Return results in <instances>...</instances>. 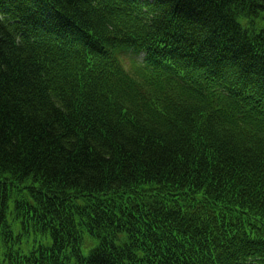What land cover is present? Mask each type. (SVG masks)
Returning <instances> with one entry per match:
<instances>
[{"label":"trees","instance_id":"16d2710c","mask_svg":"<svg viewBox=\"0 0 264 264\" xmlns=\"http://www.w3.org/2000/svg\"><path fill=\"white\" fill-rule=\"evenodd\" d=\"M0 264H264V0H0Z\"/></svg>","mask_w":264,"mask_h":264},{"label":"rangeland","instance_id":"374dc122","mask_svg":"<svg viewBox=\"0 0 264 264\" xmlns=\"http://www.w3.org/2000/svg\"><path fill=\"white\" fill-rule=\"evenodd\" d=\"M125 59H126L125 66L131 67L133 60H139L140 61L142 59V54L135 55L131 51L125 50Z\"/></svg>","mask_w":264,"mask_h":264}]
</instances>
